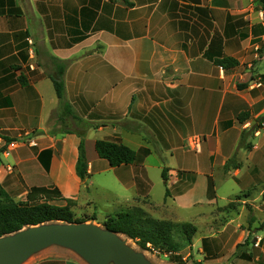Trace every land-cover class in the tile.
Returning <instances> with one entry per match:
<instances>
[{"label": "crops", "instance_id": "obj_1", "mask_svg": "<svg viewBox=\"0 0 264 264\" xmlns=\"http://www.w3.org/2000/svg\"><path fill=\"white\" fill-rule=\"evenodd\" d=\"M224 57L237 65L216 63ZM60 65L77 117L63 113L54 87ZM262 116L264 0H0V185L14 197L27 200L33 188L46 187L82 203L85 189L107 190L93 178L111 173L130 192L118 198L126 210L140 206L156 219L190 222L184 210L216 200L208 196L213 175L201 163L214 166L220 157L224 175L264 191V126H255ZM81 135L85 181L76 173ZM99 139L125 143L138 161L111 166L96 150ZM188 145L202 162L187 167L177 157L179 167L166 165L164 153H188ZM233 157L237 165L226 171ZM200 181L201 197L192 199ZM211 213H193V246L226 262L215 255L240 225L222 223L221 240L204 235L213 231ZM259 253L227 263L262 264L264 244ZM29 258L21 264H91L58 244Z\"/></svg>", "mask_w": 264, "mask_h": 264}, {"label": "rangeland", "instance_id": "obj_2", "mask_svg": "<svg viewBox=\"0 0 264 264\" xmlns=\"http://www.w3.org/2000/svg\"><path fill=\"white\" fill-rule=\"evenodd\" d=\"M259 124L260 122L256 120L255 126L259 127ZM202 141H204V138H202ZM207 144L211 147L212 143L209 142ZM191 145L194 146L193 144ZM188 146V153L185 151H179L176 152L173 157L169 152L164 153L163 158L165 159L166 165L170 167H179L177 164L178 158L182 159L183 163L187 167H193L194 165L196 167L199 161L202 162L200 159V154L196 151V149H191V146ZM220 163L221 158L219 157L215 160L214 166L210 162H207L206 164L201 163L198 166L199 170L206 171L207 173L213 175L210 178H212L215 184V203L210 206L202 205V207L199 206L193 210H184L183 217L184 219H186V221L191 222L193 221V213H197L201 210L207 213L212 212L210 215H208V218L212 220L211 223H213V225L210 227V229H212L213 231H207L204 235L217 236V240H221L220 235L222 236V234H220L219 230H222V223L225 224L229 220L234 219V227H237L238 224L240 225L238 228H236L237 231L232 230L231 232L228 231L226 233L227 239H229V235L230 239L229 241H223V248L220 242L216 243L221 246L219 254L215 255L216 258L226 256V258L228 259L226 262L222 260L213 261L211 260V257L201 255V253L199 252V248L196 245L193 246L197 234H195L193 238V244L185 245L182 250L176 253V255L173 254V252H163L160 250H146L141 248V246L138 245L135 240H132L128 236L123 234L120 235V237L122 239H125L127 241V244L131 246L136 252L142 253L147 259V261L151 264H228L235 263L237 262V260L241 259L252 261L253 259H255V256H260L259 247L264 244V191H261L262 186H252V188L257 187L255 190H249L251 189V187L249 189L245 188L247 187V184H245L246 181H236L234 178H232V176L224 175V169L222 168ZM232 165H237L236 157H233L227 163L226 166H229L230 168ZM225 170L227 171L226 167ZM156 173H158L157 170ZM190 174L194 175L192 172ZM93 179H95V182L98 184L106 185L107 190L101 189L100 187H94L90 193L85 189L81 196L82 203L78 202L73 208V211L76 217L79 219H84V217L86 216L90 217L93 214H97L98 217L96 220L89 219L82 222L93 223L100 226L102 229H105V226L103 225V220L106 219L107 215L114 214L115 212L121 209L126 210L125 207L128 204L126 205L122 200H118V198L125 197L126 195H129L130 192H125L124 190L118 188L117 182L113 174L111 173H105L99 176H95ZM243 189L246 191L244 193H241V195H238L239 197L234 198V195L239 194L240 190ZM154 191V197L156 199L162 197V185H158V187L155 188ZM13 192L14 191L9 194L12 196ZM246 193H249V196L246 197ZM195 194L196 195H194L193 193L191 195L192 199H198L201 197V181L199 185H197V187L195 188ZM14 198L16 200H26L27 197ZM90 200H92V203L88 204L87 202ZM64 203V201H60V204ZM65 223L66 222L58 221L49 222L46 224ZM29 228H31V226L25 227L22 230L26 231ZM208 228L209 227H207V229ZM13 235L15 234L13 233L6 236ZM240 236L243 237L239 238ZM176 239L182 241L181 238L178 237V235ZM261 259V263L264 264V257L262 256Z\"/></svg>", "mask_w": 264, "mask_h": 264}, {"label": "trees", "instance_id": "obj_3", "mask_svg": "<svg viewBox=\"0 0 264 264\" xmlns=\"http://www.w3.org/2000/svg\"><path fill=\"white\" fill-rule=\"evenodd\" d=\"M216 63L224 67H231L237 65L238 62L232 57H224L216 60ZM63 74L64 66L60 65L57 77H52L54 87L58 98L61 100L63 113L77 117L71 105L65 99ZM243 115L245 114L238 116L240 122L245 120ZM263 120L264 116L261 117L260 124ZM6 139L8 142L13 141V138ZM96 150L100 157L108 160L113 167L138 161L137 151L120 141L99 139L96 141ZM144 152L146 153L148 150H144ZM46 167L48 168V165ZM226 169L228 171L229 166H226ZM76 173L83 181L89 177L83 137L79 144ZM166 173L167 169H164L163 175L165 178ZM214 186L212 178L209 177L208 196L210 199L216 196ZM245 196H249V193H246ZM60 201L65 203L60 204ZM77 203L78 201L74 198L62 196L59 189L46 187H35L28 194L27 200H16L0 185V238L16 233L25 227L49 222L79 223L89 219H97V214L90 217L86 216L84 219L77 218L73 211ZM103 225L111 231L122 233L135 240L143 249L173 252L175 255L185 245L193 244V238L197 232V226L191 222L177 223L170 220L156 219L140 206H134L128 210L107 216L103 221ZM177 235L182 241L176 239Z\"/></svg>", "mask_w": 264, "mask_h": 264}, {"label": "water", "instance_id": "obj_4", "mask_svg": "<svg viewBox=\"0 0 264 264\" xmlns=\"http://www.w3.org/2000/svg\"><path fill=\"white\" fill-rule=\"evenodd\" d=\"M14 234L0 238V264H21L52 244L76 250L91 264H151L120 237L122 233L93 223H44Z\"/></svg>", "mask_w": 264, "mask_h": 264}, {"label": "built area", "instance_id": "obj_5", "mask_svg": "<svg viewBox=\"0 0 264 264\" xmlns=\"http://www.w3.org/2000/svg\"><path fill=\"white\" fill-rule=\"evenodd\" d=\"M248 125V124H247ZM246 125V126H247ZM262 127L264 126V120L262 121V123L260 124ZM256 133H258L257 131H256ZM30 143H33V142H31L30 141ZM17 145V143L16 142H11L10 143V147H15ZM194 145H195V148L196 149H199V143L197 142V143H194ZM10 170H11V168H10Z\"/></svg>", "mask_w": 264, "mask_h": 264}]
</instances>
